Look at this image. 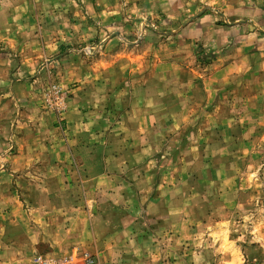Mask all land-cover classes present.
<instances>
[{"label": "rangeland", "instance_id": "1", "mask_svg": "<svg viewBox=\"0 0 264 264\" xmlns=\"http://www.w3.org/2000/svg\"><path fill=\"white\" fill-rule=\"evenodd\" d=\"M32 1L31 5H38L45 12L41 27L51 20L56 26V38L63 42L57 53L49 57L56 59V63L49 64L47 70L36 77L39 92L33 99L57 114L67 110L70 90L82 84L77 75L80 68L94 66L98 58H116L130 53L140 56L135 70H153L155 63L159 64L155 60L161 53L171 54L160 46L172 37L170 22L176 20L162 13V3L184 11L197 3V0H182L181 5L180 0L176 3L173 0ZM248 1L264 12V0ZM182 18L180 15L178 22ZM191 53L197 63L190 65L204 79L208 76L206 66L215 56L199 46ZM260 57L256 62L264 68V57ZM122 62L115 65V71L127 67L126 61ZM69 64L75 69L71 78ZM160 69L162 66L157 70ZM133 78L131 83H135V87H130L129 95H121L119 103H115V87L112 91L108 85L111 79L106 75L103 79L109 88H104L106 93L96 114L99 128L105 133V152L111 151L114 144L116 150L122 145L126 150H134L108 137L112 125L125 117L127 106L141 109L143 100L149 98L151 108L158 104L154 102V91L160 83L154 79L147 85V90L152 88L150 95L139 84L141 75L137 73ZM68 80L72 82L67 85ZM125 83L127 81L120 88ZM166 83L174 86L176 81L168 78ZM256 90L254 94L251 91L246 95L235 93L223 104L213 103L189 111L187 125L178 131L173 128L170 136L163 134L162 142L153 144L149 176H144L142 170H132L133 166L125 169L123 179L129 183L128 191L115 196V207L105 205L106 222L92 227L99 245L94 241L87 247L72 246L62 256L52 257L74 256L76 264H84V253H94L96 264H264V71L261 87ZM96 99L93 97L94 102ZM145 103L148 109L150 102ZM12 105L13 110H17L15 104ZM157 113L152 119L158 118ZM131 117L133 121L137 118ZM117 136L115 141H118ZM136 166L143 168L138 163ZM24 178L32 180L30 176ZM81 179L78 174L74 176L69 190L72 200L86 197V183ZM18 194L21 200L43 199L48 192ZM97 195L98 192L92 191L90 200L99 199ZM4 213L0 208V264H23L20 256L13 255L16 241L10 237L17 227L5 228ZM107 213L111 216L106 217ZM7 220L8 224H14L12 218ZM109 242L111 247H107ZM102 250L103 263L97 255Z\"/></svg>", "mask_w": 264, "mask_h": 264}, {"label": "crops", "instance_id": "2", "mask_svg": "<svg viewBox=\"0 0 264 264\" xmlns=\"http://www.w3.org/2000/svg\"><path fill=\"white\" fill-rule=\"evenodd\" d=\"M30 3L33 1L0 0V208L1 212L5 210V228L17 227L10 237L16 241L13 255L20 256L23 264H30L35 254L60 257L72 246L87 247L94 241L99 245L92 227L106 222L103 215L108 211L104 206L115 207V196L128 191L129 183L123 179L125 169L133 166L132 170H142L144 176H149L152 147L162 142L160 136H170L173 128L178 131L187 125L189 111L223 104L235 93H256L264 71L256 62L259 56L264 57L263 10L248 0H197L186 11L162 3V13L177 20L170 22L172 37L160 46L171 54L161 53L155 60L159 64L155 63L150 71L135 70L140 56L130 53L117 59L98 58L94 66L80 68L77 75L82 84L70 90L67 110L57 114L33 99L39 92L36 77L56 61L49 57L63 42L56 38L51 20L41 27L45 12ZM180 15L183 18L178 22ZM198 46L215 56L206 66L208 76L204 79L190 65L197 63L191 51ZM67 59L72 63L69 56ZM122 60L127 67L115 71ZM68 68L71 78L75 69L71 64ZM137 73L145 93L151 95L152 88L147 90V85L154 79L160 83L154 91V102L158 104L151 108L149 98L142 99L141 109L127 106L125 117L112 125L108 137L134 150H126L123 145L116 150L114 144L111 151L105 152V133L99 128L96 114L106 93L104 88L110 86L113 91L115 87V103H119L120 96L129 95L130 87H135L131 82ZM105 75L111 79L109 86L104 84ZM168 78L176 81L174 86L167 85ZM71 82L68 80L67 85ZM93 97L97 98L95 102ZM146 101L150 102L148 109ZM13 103L17 110H13ZM157 112L158 118L152 119ZM132 115L138 119L133 121ZM76 174L86 183V197L80 201L72 200L69 193ZM41 190L48 192L46 198L21 200L18 194ZM92 191L98 192L99 199L90 200ZM8 218L14 224H8ZM106 244L111 247L110 242ZM97 255L103 263V250Z\"/></svg>", "mask_w": 264, "mask_h": 264}, {"label": "built area", "instance_id": "3", "mask_svg": "<svg viewBox=\"0 0 264 264\" xmlns=\"http://www.w3.org/2000/svg\"><path fill=\"white\" fill-rule=\"evenodd\" d=\"M82 261L84 264H96L95 257L89 253L83 254ZM30 264H76V259L74 256L53 258L48 255L35 254Z\"/></svg>", "mask_w": 264, "mask_h": 264}, {"label": "trees", "instance_id": "4", "mask_svg": "<svg viewBox=\"0 0 264 264\" xmlns=\"http://www.w3.org/2000/svg\"><path fill=\"white\" fill-rule=\"evenodd\" d=\"M199 60L202 61V57L201 56H199Z\"/></svg>", "mask_w": 264, "mask_h": 264}]
</instances>
